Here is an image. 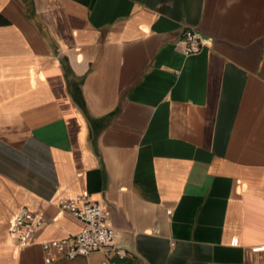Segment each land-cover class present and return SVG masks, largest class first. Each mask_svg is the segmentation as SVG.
<instances>
[{
    "label": "crops",
    "instance_id": "crops-1",
    "mask_svg": "<svg viewBox=\"0 0 264 264\" xmlns=\"http://www.w3.org/2000/svg\"><path fill=\"white\" fill-rule=\"evenodd\" d=\"M80 194L113 243L46 263ZM105 261L264 264V0H0V264Z\"/></svg>",
    "mask_w": 264,
    "mask_h": 264
},
{
    "label": "built area",
    "instance_id": "built-area-1",
    "mask_svg": "<svg viewBox=\"0 0 264 264\" xmlns=\"http://www.w3.org/2000/svg\"><path fill=\"white\" fill-rule=\"evenodd\" d=\"M183 38L184 53L187 56L200 53L205 46V42L195 29H186ZM58 207L78 219L82 223V229L72 237L42 243L46 263H50L56 255L74 259L94 251H102L112 245L115 230L109 224L108 215L102 206L91 200L89 195L80 194L74 198L62 199ZM41 224L42 219H36L32 211L22 207L14 219L10 233L20 237L21 242L26 243L30 240L35 228ZM116 254L121 257L124 255L121 250H116ZM102 264L111 263L105 261Z\"/></svg>",
    "mask_w": 264,
    "mask_h": 264
}]
</instances>
